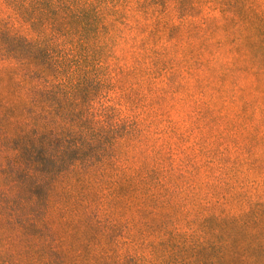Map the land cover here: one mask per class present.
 <instances>
[{
  "label": "trees",
  "instance_id": "16d2710c",
  "mask_svg": "<svg viewBox=\"0 0 264 264\" xmlns=\"http://www.w3.org/2000/svg\"><path fill=\"white\" fill-rule=\"evenodd\" d=\"M0 264H264V0H0Z\"/></svg>",
  "mask_w": 264,
  "mask_h": 264
}]
</instances>
